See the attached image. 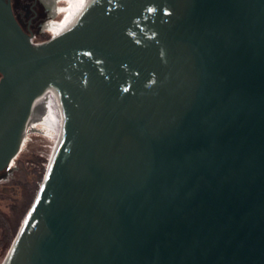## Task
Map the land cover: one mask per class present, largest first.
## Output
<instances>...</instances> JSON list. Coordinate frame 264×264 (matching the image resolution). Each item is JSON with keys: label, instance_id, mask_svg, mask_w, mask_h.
I'll return each instance as SVG.
<instances>
[{"label": "water", "instance_id": "95a60500", "mask_svg": "<svg viewBox=\"0 0 264 264\" xmlns=\"http://www.w3.org/2000/svg\"><path fill=\"white\" fill-rule=\"evenodd\" d=\"M47 88L60 141L3 264H264V0H83L39 44L0 0V173Z\"/></svg>", "mask_w": 264, "mask_h": 264}, {"label": "rangeland", "instance_id": "374dc122", "mask_svg": "<svg viewBox=\"0 0 264 264\" xmlns=\"http://www.w3.org/2000/svg\"><path fill=\"white\" fill-rule=\"evenodd\" d=\"M60 2L57 3L60 11L53 17H47L42 26H39L41 19L34 18V15L26 21L27 25L31 22L30 28L36 42L51 38L50 30L47 29L48 22H60L63 19L61 18L63 16L61 11L66 8V4L63 1ZM37 129L27 136L21 152L15 158L14 163L10 165V168L2 172L6 174V177L0 182V214L3 219H14L15 229L8 247L0 258V264L4 263L19 228L23 225L47 165L54 156L55 142L50 136H47L48 134L43 128L39 126Z\"/></svg>", "mask_w": 264, "mask_h": 264}, {"label": "bare ground", "instance_id": "6f19581e", "mask_svg": "<svg viewBox=\"0 0 264 264\" xmlns=\"http://www.w3.org/2000/svg\"><path fill=\"white\" fill-rule=\"evenodd\" d=\"M47 1L52 4L54 14L60 11V8L57 6L58 2L61 1L60 3H62L63 1L66 4V8L61 11L63 13V16L61 18L63 19L61 21L59 20L60 22H48L47 29L52 31L54 36L68 31L75 20L77 11L83 0ZM39 126L43 128L48 134L47 136H50V138L55 142V148H53L55 154L60 141L61 116L55 97L52 94L51 88L44 89L40 93L39 98L31 111L27 126L25 128L21 148L27 140V136ZM14 161L15 159L11 164H13Z\"/></svg>", "mask_w": 264, "mask_h": 264}, {"label": "flooded vegetation", "instance_id": "af4514ba", "mask_svg": "<svg viewBox=\"0 0 264 264\" xmlns=\"http://www.w3.org/2000/svg\"><path fill=\"white\" fill-rule=\"evenodd\" d=\"M12 6L14 15L22 28L32 35L30 28L31 22L27 25L26 21L34 15V18L41 19L39 26L46 20L47 17H53L54 10L51 3L47 0H4ZM50 4V5H49ZM51 6V7H50ZM58 6V5H57ZM39 8V9H36ZM53 11V12H52ZM6 177V174L0 173V182ZM1 208V204H0ZM15 229V221L10 218H2L0 214V258L2 257L5 249L9 245L11 235Z\"/></svg>", "mask_w": 264, "mask_h": 264}, {"label": "built area", "instance_id": "2783aa9c", "mask_svg": "<svg viewBox=\"0 0 264 264\" xmlns=\"http://www.w3.org/2000/svg\"><path fill=\"white\" fill-rule=\"evenodd\" d=\"M50 34H51V38L54 36V34L52 33V31H50ZM49 40V39H48ZM32 41L35 43V44H39V43H42V42H45V41H47V40H45V41H40V42H36L35 41V36L34 35H32ZM10 167V166H9Z\"/></svg>", "mask_w": 264, "mask_h": 264}, {"label": "trees", "instance_id": "16d2710c", "mask_svg": "<svg viewBox=\"0 0 264 264\" xmlns=\"http://www.w3.org/2000/svg\"><path fill=\"white\" fill-rule=\"evenodd\" d=\"M43 40H45V39H43Z\"/></svg>", "mask_w": 264, "mask_h": 264}]
</instances>
